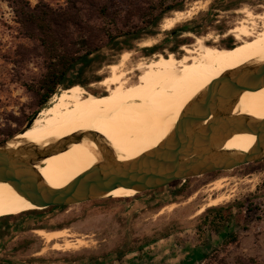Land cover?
<instances>
[{
    "label": "rangeland",
    "instance_id": "obj_1",
    "mask_svg": "<svg viewBox=\"0 0 264 264\" xmlns=\"http://www.w3.org/2000/svg\"><path fill=\"white\" fill-rule=\"evenodd\" d=\"M104 1L110 10L124 11L143 2L159 7L157 13L165 15L158 27L142 31L138 39L120 43L121 48L129 50L105 47L101 57L81 77L70 75L77 86L96 96L105 95L98 84L109 75L107 68L119 63L123 53L133 55L134 61L169 54L180 59L184 55L182 47H191L197 38L207 39V46H234L237 42L229 32L239 27L238 23H248L247 13L255 19V32L264 27V20H258L264 17V0ZM28 3L32 9L38 6L59 11L67 7L66 0H28ZM196 6L199 9L190 19L171 30L162 29L164 19ZM221 6H230V10L221 11ZM168 8L177 9L168 12ZM208 12H211L210 21L206 16ZM104 26L114 33L117 28L124 30L113 23ZM198 26L201 29H197ZM151 33L156 35L151 37ZM123 40L122 37L117 42ZM146 42L150 45L145 46ZM156 45L160 48L155 53L144 51ZM48 61L40 43L21 26L11 5L0 0V143L20 135L36 113L50 106L54 96L70 88L58 87L44 108L37 110L33 88L46 72ZM221 178L230 180L227 187L220 192H210L212 184ZM220 193L232 197L227 203L213 207L243 204L242 226L230 224L219 234L207 231L198 238L196 226L205 211L212 208L207 206L210 200ZM110 195L128 198L106 197L0 220V264H264V159L232 171L174 182L134 197L117 189L106 196ZM38 230H67L74 239H85L86 244L78 250L56 251L52 249L54 243L46 244L38 238L35 234ZM160 252L167 256L159 257Z\"/></svg>",
    "mask_w": 264,
    "mask_h": 264
},
{
    "label": "bare ground",
    "instance_id": "obj_2",
    "mask_svg": "<svg viewBox=\"0 0 264 264\" xmlns=\"http://www.w3.org/2000/svg\"><path fill=\"white\" fill-rule=\"evenodd\" d=\"M198 9L196 6L164 19L162 29L171 30L190 19ZM247 17L248 23H238L240 26L229 32L237 42L232 48L207 46V39L197 38L191 47H182L184 55L180 59L169 54L134 61L133 55L123 53L119 63L109 66V75L98 84L105 95L95 96L80 86L61 91L54 96V102L40 112L34 125L16 136L9 147L16 148L23 142L48 146L89 131L101 136L120 162L134 160L155 149L170 136L186 107L214 81L245 66L264 62V27L255 32L254 17L250 13ZM259 19L264 20V17ZM150 42L144 45L149 46ZM233 114L264 120V88L242 94ZM255 140L253 134H236L226 141L223 150L249 154ZM101 160L98 146L83 140L38 163L35 169L49 188L62 190ZM229 181L221 178L212 184L209 191L220 192ZM116 189L131 195L129 197L138 194L126 187ZM123 196L126 195L106 197L128 198ZM231 197L220 193L209 199L207 206L227 203ZM39 210L41 208L27 201L7 183L0 182V219ZM35 234L46 244L54 243L52 249L56 251L78 250L86 244L85 239H74L67 230H38Z\"/></svg>",
    "mask_w": 264,
    "mask_h": 264
},
{
    "label": "water",
    "instance_id": "obj_3",
    "mask_svg": "<svg viewBox=\"0 0 264 264\" xmlns=\"http://www.w3.org/2000/svg\"><path fill=\"white\" fill-rule=\"evenodd\" d=\"M66 79L67 75L61 84ZM261 88H264V62L245 66L219 78L186 107L168 138L155 149L127 162L118 161L108 143L89 131L48 146L23 142L11 148L9 143L14 139L1 142L0 182L7 183L39 208L47 209L106 198L109 192L121 187L141 194L174 182L228 172L261 161L264 159V120L233 114L242 94ZM39 113L33 116L20 135L32 126ZM241 133L256 136L249 154L223 150L227 140ZM83 140L98 146L101 162L66 188H49L35 169L36 165Z\"/></svg>",
    "mask_w": 264,
    "mask_h": 264
},
{
    "label": "trees",
    "instance_id": "obj_4",
    "mask_svg": "<svg viewBox=\"0 0 264 264\" xmlns=\"http://www.w3.org/2000/svg\"><path fill=\"white\" fill-rule=\"evenodd\" d=\"M3 1L11 5L21 26L30 32L32 39L40 43L45 56L49 58L46 63V72L33 88L37 110L44 108L58 87L69 88L76 85L70 75L81 77L101 57L102 49L106 47L117 48V51L129 50V48H121L120 43L138 39L139 35L143 34L142 31L158 27L159 21L165 15V13H157L159 7H153V5L143 2L124 11L120 8L110 10L104 0H66V8L52 11L39 9L38 6L32 9L28 0ZM229 7L221 6L220 10L228 11ZM176 9L168 8L167 11ZM210 10H213V6L210 7ZM210 15L211 12L206 14L209 21ZM95 23L101 24L96 25ZM105 23L108 25L113 23L116 27L121 26L124 30L117 28L114 33L105 29ZM197 29H201V26H198ZM154 35L156 33L149 34L151 37ZM122 37L124 38L123 42H117V39ZM102 42L104 45H99ZM226 47L232 48L231 45ZM159 48L160 46L156 45L144 48V51L155 53ZM65 75H67V79L61 84ZM53 102L52 99L50 104ZM243 212L244 205L240 203L209 208L196 226L198 238H202L207 231L219 234L230 224L241 227L245 219ZM242 229L246 228L243 226ZM231 239L235 241L233 237ZM201 243L199 245H203ZM6 264L19 263L8 262Z\"/></svg>",
    "mask_w": 264,
    "mask_h": 264
},
{
    "label": "crops",
    "instance_id": "obj_5",
    "mask_svg": "<svg viewBox=\"0 0 264 264\" xmlns=\"http://www.w3.org/2000/svg\"><path fill=\"white\" fill-rule=\"evenodd\" d=\"M159 247L162 249V245H161V244L159 245ZM163 248H165V247H163ZM163 250H164V249H163ZM142 254H143V253H142ZM144 255H146L145 252H144ZM148 256H149V254H148ZM158 256H159V257H166L167 254H166L165 252H164V253H163V252H160V254H158ZM142 257H143V255H142ZM143 259H144V258H141V260H143ZM136 261H137V259L134 260L133 263H136Z\"/></svg>",
    "mask_w": 264,
    "mask_h": 264
},
{
    "label": "flooded vegetation",
    "instance_id": "obj_6",
    "mask_svg": "<svg viewBox=\"0 0 264 264\" xmlns=\"http://www.w3.org/2000/svg\"><path fill=\"white\" fill-rule=\"evenodd\" d=\"M85 87V86H84ZM71 88V87H70ZM96 96V95H95ZM29 213V212H28ZM22 215V214H21ZM10 217H15V216H8V217H3V218H1L0 220H2V219H6V218H10Z\"/></svg>",
    "mask_w": 264,
    "mask_h": 264
},
{
    "label": "built area",
    "instance_id": "obj_7",
    "mask_svg": "<svg viewBox=\"0 0 264 264\" xmlns=\"http://www.w3.org/2000/svg\"><path fill=\"white\" fill-rule=\"evenodd\" d=\"M182 182H184V181H182Z\"/></svg>",
    "mask_w": 264,
    "mask_h": 264
}]
</instances>
